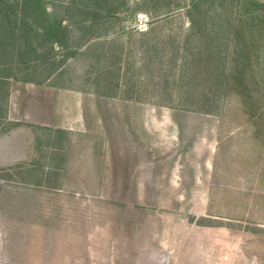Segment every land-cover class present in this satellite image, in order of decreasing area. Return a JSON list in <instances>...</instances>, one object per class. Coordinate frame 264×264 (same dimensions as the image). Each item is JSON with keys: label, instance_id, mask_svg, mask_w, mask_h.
Returning <instances> with one entry per match:
<instances>
[{"label": "rangeland", "instance_id": "374dc122", "mask_svg": "<svg viewBox=\"0 0 264 264\" xmlns=\"http://www.w3.org/2000/svg\"><path fill=\"white\" fill-rule=\"evenodd\" d=\"M32 2L0 15V76L72 130L0 167V264H226L264 237V0Z\"/></svg>", "mask_w": 264, "mask_h": 264}, {"label": "crops", "instance_id": "0c3cea01", "mask_svg": "<svg viewBox=\"0 0 264 264\" xmlns=\"http://www.w3.org/2000/svg\"><path fill=\"white\" fill-rule=\"evenodd\" d=\"M12 82V78L4 77L0 79L1 92L5 94V98H2L0 102V167L26 165L29 168V166L40 165L44 157L45 160L49 159L48 157L50 156L47 155V150L49 149L47 141L54 142L55 135L51 133L55 131L53 129L60 127V129L72 130V128L66 127V123L62 126L59 125L60 118L61 122H63L65 120L62 119L66 116L68 117V115L58 109L60 103L56 93L53 96L42 95L40 93L39 97H42L41 102L44 106V111L41 112V106H39L40 113H35L33 110L24 107V102L27 99H22L23 96L13 89L14 84L12 86ZM48 86L49 84H46L41 88H48ZM33 90L22 91L26 95L25 98L31 95L33 97L35 94L28 95ZM67 121L70 122L71 119ZM6 124H11V126H6ZM52 143L49 146H52ZM197 227L200 228V233L206 234L203 238L209 242H211L209 235L215 229L226 230L227 233L225 235L227 237L230 231L235 230L233 227L227 225H197ZM178 232L177 237L180 238L183 233H181V230ZM250 234L246 235L245 232H241V234L237 235L242 240L241 244L239 242L237 245L238 249L232 255L233 257L229 256L230 259H226V264H241V256L243 253L245 255L248 247L254 248V251H256L254 253H258V240L260 238L264 240V237L263 235L261 237L259 234H255V236ZM245 239H247L249 245L245 243ZM163 259L167 261V255H164ZM198 260L200 261V259Z\"/></svg>", "mask_w": 264, "mask_h": 264}, {"label": "trees", "instance_id": "16d2710c", "mask_svg": "<svg viewBox=\"0 0 264 264\" xmlns=\"http://www.w3.org/2000/svg\"><path fill=\"white\" fill-rule=\"evenodd\" d=\"M32 1L34 0H0V15L1 14L6 15L13 11L16 14H21V13L26 14L27 12H33L37 14V10L36 9L33 10V7H31L33 4ZM14 6H16V8L13 11L10 10ZM95 12H97V10ZM24 23H28L27 20H25ZM195 27H196V22L193 21L191 31L194 29L197 31L198 28L196 29ZM37 29L41 30V31L36 30L39 36L47 35L49 34V32H52L53 34H55L56 37L54 39H56V41H53V42L58 43V41L64 42L65 40H67V28L61 23L57 27H55L54 25H51L49 28L48 27H40V28L37 27ZM194 33L195 31H193V34ZM0 79H2L1 76H0ZM0 92H1V88H0Z\"/></svg>", "mask_w": 264, "mask_h": 264}]
</instances>
